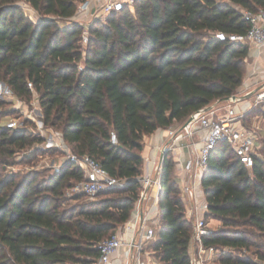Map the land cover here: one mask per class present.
<instances>
[{"label":"trees","instance_id":"16d2710c","mask_svg":"<svg viewBox=\"0 0 264 264\" xmlns=\"http://www.w3.org/2000/svg\"><path fill=\"white\" fill-rule=\"evenodd\" d=\"M83 1L0 0V82L22 99L35 91L45 127L56 128L73 153L91 157L124 185L80 203L82 192L66 197L84 181L73 163L47 177L7 173L42 139L0 122V264L97 263L99 243L131 219L140 197L145 137L185 125L195 112L238 92L249 49L215 34L246 33L242 12L264 9V0H138L134 13L124 10L95 24L84 49L83 28L67 25ZM4 117L0 112V121ZM176 173L168 155L160 227L151 244L159 264H190L193 226ZM202 190L206 222H221L203 244L228 250L220 264H264V161L248 169L220 143Z\"/></svg>","mask_w":264,"mask_h":264},{"label":"built area","instance_id":"2783aa9c","mask_svg":"<svg viewBox=\"0 0 264 264\" xmlns=\"http://www.w3.org/2000/svg\"><path fill=\"white\" fill-rule=\"evenodd\" d=\"M137 1L85 0L77 5L75 15L67 25L76 24L90 31L93 25L105 21L114 13L124 10L134 13ZM242 14L249 25L246 33L228 35L217 32L215 37L248 47L247 75L243 84L232 97L200 109L181 129L169 132L152 173L140 179L142 190L131 219L110 239L99 243V264H151L145 260V255L147 248L157 240L155 225L159 217L163 164L168 155L174 159L176 172L182 175L181 178L178 176L182 180L183 199L187 202L186 216L193 226L190 264H210L213 261L218 250L203 244V237L211 233L205 220L208 205L202 190V178L210 156L218 144L225 142L248 169L254 166L256 159L263 160L257 143V119L252 118L254 124L249 126L251 120L248 116L264 104V9L243 11ZM85 41L88 42L87 37ZM29 87L33 89L31 83ZM6 94L13 95V92L7 89ZM16 125L12 121L8 127L15 128ZM112 142L117 143L114 133ZM68 163H73L84 172V181L76 188L87 197L94 198L101 192L124 185L123 181L112 177L100 163L87 155L71 153Z\"/></svg>","mask_w":264,"mask_h":264},{"label":"rangeland","instance_id":"374dc122","mask_svg":"<svg viewBox=\"0 0 264 264\" xmlns=\"http://www.w3.org/2000/svg\"><path fill=\"white\" fill-rule=\"evenodd\" d=\"M23 7L26 9L27 13L30 15L31 19L34 21L38 20V16L36 13L30 9L28 6L22 4ZM104 22V21H100ZM95 25H93L94 27ZM91 27V28H93ZM90 31L88 29L82 30V37L81 43L83 48L87 47V43L85 38L89 39ZM9 89L6 85L4 86L2 82H0V101H5V105L1 107L0 112L5 114L4 117L0 122L6 124L7 127L12 121L16 122V127L13 128L14 130H24L29 135L39 137L42 139L41 142L35 143L31 149L27 151H23L21 155L16 157L15 164L10 166L7 169V173H13L18 175H25L30 172H37L40 173L42 176H49L58 171H60L66 163H68V158L73 151L71 148L63 141L61 133L55 129L49 128L47 129L44 125L43 121V113L40 107L39 96L34 91L33 96L30 99H22L17 96L6 94V90ZM10 90V89H9ZM260 111L257 116H253L252 118L256 117L257 121L256 125L258 126L259 130V139L257 141L259 145V155L264 160V105H261L257 108ZM254 122L251 120L249 122V126H252ZM177 128L183 126V124H175ZM181 129V128H180ZM40 150V153L32 158H25L26 155L32 153V151ZM177 179L179 181V176L177 175ZM78 185V184H77ZM77 185H75L77 187ZM181 197L183 198V189L181 185ZM76 187L69 189L66 192V197L68 199L72 198L73 196L80 194L81 191L78 190ZM104 197L103 192L99 193L96 197H85L83 200L79 201L82 202H91L97 201ZM77 201H68L66 203L67 206H76ZM186 204V203H185ZM211 220L208 222L210 223ZM213 224H218L213 222ZM160 221L156 222L155 228L156 231L159 230ZM215 227L214 229L218 228V226H212L211 228ZM115 233H112V236ZM111 236V237H112ZM147 254L145 255V260L150 262L151 264H159L158 259L155 257V252L151 246L147 248ZM228 252V250H218L215 256L213 257V261L210 264H220V258L223 253ZM245 256L251 257V253L244 251ZM95 264H99L98 262Z\"/></svg>","mask_w":264,"mask_h":264},{"label":"crops","instance_id":"0c3cea01","mask_svg":"<svg viewBox=\"0 0 264 264\" xmlns=\"http://www.w3.org/2000/svg\"><path fill=\"white\" fill-rule=\"evenodd\" d=\"M180 128H182V127H180ZM180 128H177L173 125L167 129H158L154 134L145 137V140H144L145 144H144V148L142 151V157L144 160V170H143V175H142L143 177L152 173L153 168H154V163L158 160V158L160 156L161 148L166 143L168 136H169V132L171 130H178ZM177 175H179L180 178L182 176L178 172H177ZM180 178H179V183L181 185L182 180ZM181 187H182V185H181ZM182 189H183V187H182ZM183 201H184V203H186L185 209L187 210V202L184 199H183ZM186 218H187V216H186ZM157 221L158 222L160 221L159 217H158ZM213 222H216L218 224L215 225V224H213ZM208 225H209V228L212 232L215 230L214 229L215 227L211 228V225L219 227L221 225V222L219 220H211V222L208 223Z\"/></svg>","mask_w":264,"mask_h":264},{"label":"water","instance_id":"95a60500","mask_svg":"<svg viewBox=\"0 0 264 264\" xmlns=\"http://www.w3.org/2000/svg\"><path fill=\"white\" fill-rule=\"evenodd\" d=\"M3 85L5 86V83H3Z\"/></svg>","mask_w":264,"mask_h":264}]
</instances>
